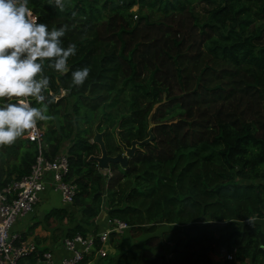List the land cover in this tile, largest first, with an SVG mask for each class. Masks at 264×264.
Here are the masks:
<instances>
[{
  "label": "trees",
  "instance_id": "obj_1",
  "mask_svg": "<svg viewBox=\"0 0 264 264\" xmlns=\"http://www.w3.org/2000/svg\"><path fill=\"white\" fill-rule=\"evenodd\" d=\"M199 2L208 6L202 13ZM28 7L49 30L67 25L62 46L77 48L68 74L45 66L54 119L38 122L49 130L45 155L65 149L66 178L77 190L42 220L74 221L63 236L84 234L101 211L123 220L129 242L121 264H264L257 221L264 218V0H66L63 12L29 0ZM84 67L89 77L76 87L71 73ZM65 96L74 99L64 123L68 111L57 105ZM155 102L153 138L125 166L110 162L102 171L86 160L98 152L90 141L96 111L105 126L116 119L103 136L113 155L121 151L114 128L126 145L144 138ZM35 153L23 137L0 146V185L25 175ZM158 225L169 227L156 233ZM38 251L19 264H34ZM210 252L233 258L211 262Z\"/></svg>",
  "mask_w": 264,
  "mask_h": 264
},
{
  "label": "clouds",
  "instance_id": "obj_2",
  "mask_svg": "<svg viewBox=\"0 0 264 264\" xmlns=\"http://www.w3.org/2000/svg\"><path fill=\"white\" fill-rule=\"evenodd\" d=\"M29 0H0V146H11L40 121H50L46 91L50 78L44 69L66 75L68 60L76 54V45L62 46L67 25L53 27L39 23L28 7ZM60 12L66 9V0H47ZM75 15V13H73ZM90 69L84 67L71 73L72 84L83 86ZM40 105L32 106L31 99ZM255 216L248 218L250 225Z\"/></svg>",
  "mask_w": 264,
  "mask_h": 264
},
{
  "label": "built area",
  "instance_id": "obj_3",
  "mask_svg": "<svg viewBox=\"0 0 264 264\" xmlns=\"http://www.w3.org/2000/svg\"><path fill=\"white\" fill-rule=\"evenodd\" d=\"M33 17L36 18L32 11ZM51 94V91H47ZM64 89H59V94ZM56 98V97H55ZM44 125L37 123L36 128L28 130L23 137L35 145V156L29 171L20 178H11L0 185V264H19L20 260L32 252L38 251V245L31 238H23L18 231L11 229L18 216L32 211L40 199V193L49 188L58 193L61 204L72 201L77 190L71 178H66L68 160L65 149L45 155L47 144L43 137ZM128 224L117 217H106L105 228L95 233L74 232L71 236H62L60 246L69 254L57 259L51 250L38 251L36 264H90V258L104 257L107 252L105 244L109 233H123ZM88 256L84 261L83 258ZM222 259H232L231 252L221 255Z\"/></svg>",
  "mask_w": 264,
  "mask_h": 264
},
{
  "label": "crops",
  "instance_id": "obj_4",
  "mask_svg": "<svg viewBox=\"0 0 264 264\" xmlns=\"http://www.w3.org/2000/svg\"><path fill=\"white\" fill-rule=\"evenodd\" d=\"M41 198L42 199L45 198V192H43L40 195V199ZM56 205H58V204L48 203V202L43 204V201H42L39 205V208H36L35 212L30 214V216H29V217L38 216L37 221H33V219L29 220V218H28L27 221L23 220V222H21L22 224H20L19 228L16 229V224L19 223V221L17 222L15 220L13 222L12 227H11L12 230L18 231L21 235L23 234L25 239L31 238L33 240H36L38 248L45 247V250L46 249L51 250L55 259L69 254V251L63 249L60 246V239L62 238L63 233L61 235H59V237L56 236V234L53 233V229L51 227L45 226V224L42 220V216L47 211L46 210L43 213V209L44 208L49 209L52 206H56ZM106 217L107 216L105 215V213L103 211L99 212L94 218H92V224H89L87 226V231L85 233H94V232H97V231L104 229ZM65 221L63 220L62 222L57 223L55 225V227L58 229L59 233H61L68 226H70L74 223V221L73 222L71 221L69 223H67ZM52 225H53V223H52ZM48 226H51V225H48ZM125 235H126V232L124 231L121 234L120 233H113V235L108 237V241L105 244V249L107 252L106 257H108L107 258L108 260L106 262L107 264H121L118 262L117 255L119 252H121L126 247V245L128 243L127 237L124 240ZM118 237L120 238L119 240H118ZM100 258H102V257L92 256L90 258V264H105V263L100 262ZM109 258H111V259H109ZM34 264H36V259H35Z\"/></svg>",
  "mask_w": 264,
  "mask_h": 264
},
{
  "label": "rangeland",
  "instance_id": "obj_5",
  "mask_svg": "<svg viewBox=\"0 0 264 264\" xmlns=\"http://www.w3.org/2000/svg\"><path fill=\"white\" fill-rule=\"evenodd\" d=\"M203 7L204 8H206V7H208L206 4H204V3H202V2H199L198 4H196L195 5V8L197 9V11L199 12V13H202L203 11ZM132 10H136V8H137V6L136 5H133L132 7ZM256 19H257V21H262L263 20V18H261V16L260 15H256ZM261 41H264V30L262 31V33H261ZM65 94V91H64V93L63 94H61V95H64ZM31 99V98H30ZM65 99V100H64ZM64 99H61L60 100V102L58 103V105H57V107H58V109H59V112L60 113H63L64 111H68V112H66V114H67V116H65V118H62V122H67V120L71 117V113L69 112V110H70V103L73 101V99H74V97L73 96H65V98ZM65 101H66V103H65ZM31 103H32V105L34 106V107H39L40 105H38L36 102H35V100L34 99H31ZM95 115H94V117H93V119L91 120V124H90V129H91V131H90V134H91V137H90V141H91V139H92V136L96 133V132H100V134H101V138H102V140H103V136H104V133L108 130L109 131V133H110V135H112V133H111V130H113L112 129V127L114 126V124H115V122H116V119H115V121H114V124L112 125V126H110V125H108V126H105V123L103 122V119H102V117H101V114L99 113V112H97L96 111V113H94ZM48 115H51L52 116V114L50 113V112H48ZM118 116L119 115H117V118H118ZM80 117L81 118H84V116L83 115H80ZM100 119V120H99ZM51 121V120H50ZM101 122V123H100ZM49 123V126L51 125V122H48ZM44 125V124H43ZM48 135H49V130H46L45 132H44V135H43V137H44V139H46L47 137H48ZM67 143L69 142V140L68 141H66ZM66 142H64V144H63V146H66ZM121 149V148H120ZM62 150V149H61ZM62 151H64V150H62ZM121 152V151H120ZM98 153V152H97ZM102 171H104L103 169H102ZM43 192H45V198L44 199H39L37 202H36V204L33 206V209H32V211H30V212H28V213H26L23 217L22 216H18L17 218H16V221L18 222L19 221V223H17L16 224V229H18L19 228V226H20V224H22L21 222H23V220H25V221H27V219L29 218V220H31V219H33V221H37V218H38V216H31V217H29L30 216V214H32L33 212H35V210H36V208H39V205H40V203L43 201V204L44 203H55V204H58V205H60L61 203L59 202V198H58V193L57 192H55V191H53V190H51V189H49V188H46L45 189V191H43ZM43 192H41L40 193V195L43 193ZM51 207V206H50ZM49 208V207H48ZM46 210H48L47 208H44L43 209V213L46 211ZM76 216L77 215H79L78 214V212H77V210L75 211V212H73ZM64 220V219H63ZM65 221V220H64ZM257 221H259L260 222V224L262 225V229L264 230V218L263 219H258ZM44 222V221H43ZM60 222H62V221H58V220H50L49 222H44V224H45V226H47V227H51L52 229H53V233L54 234H56V236H58L59 237V235H60V233H59V231H58V229L55 227V225L57 224V223H60ZM65 222H67V223H69V221H65ZM39 223V222H38ZM52 223H53V225H52ZM48 225H51V226H48ZM169 227V226H168ZM167 227V225H158V227H157V229H156V233H158L160 230H162V229H164V228H168ZM146 235H147V232L144 230V232L142 233V239L144 238V237H146ZM119 238V237H118ZM140 238V239H141ZM140 239H139V241H140ZM127 242H129V240L127 241ZM152 246H157V242H155V240H153V242L152 243H150ZM165 247V244H163V245H161V249H163ZM221 255L222 254H214V253H209L208 254V256H209V258L212 260H214V261H216V259H218V258H220L221 257ZM108 256V255H107ZM108 257H102V258H100V262L101 263H106L107 262V259ZM109 259H111V258H109ZM243 264H249V262L248 261H245Z\"/></svg>",
  "mask_w": 264,
  "mask_h": 264
},
{
  "label": "water",
  "instance_id": "obj_6",
  "mask_svg": "<svg viewBox=\"0 0 264 264\" xmlns=\"http://www.w3.org/2000/svg\"><path fill=\"white\" fill-rule=\"evenodd\" d=\"M159 104V102H155L152 104L150 110L147 113L146 116V136L140 140L138 139H131L129 141V144L126 145L124 142H122L118 135V128H114V135L116 137L117 144L121 148V152H117L116 154L110 155L107 154L104 142L101 138L100 132H96L91 139V142L96 143L98 147V153L97 154H90L88 155L86 160H92L95 162L96 167L99 169L106 170L108 167V163H118L120 166H125L127 162V158L132 156L134 151L140 148V145L149 143L153 138L152 133V114L156 108V106ZM55 126L58 129V122L55 121ZM221 222H212V224H220ZM222 261V258L216 259V261ZM211 262H215L213 259Z\"/></svg>",
  "mask_w": 264,
  "mask_h": 264
},
{
  "label": "flooded vegetation",
  "instance_id": "obj_7",
  "mask_svg": "<svg viewBox=\"0 0 264 264\" xmlns=\"http://www.w3.org/2000/svg\"><path fill=\"white\" fill-rule=\"evenodd\" d=\"M120 147V146H119ZM121 150V149H120Z\"/></svg>",
  "mask_w": 264,
  "mask_h": 264
}]
</instances>
